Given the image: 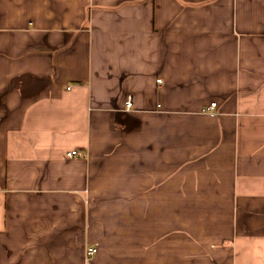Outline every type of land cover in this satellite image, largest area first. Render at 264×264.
Here are the masks:
<instances>
[{
  "label": "crops",
  "instance_id": "0c3cea01",
  "mask_svg": "<svg viewBox=\"0 0 264 264\" xmlns=\"http://www.w3.org/2000/svg\"><path fill=\"white\" fill-rule=\"evenodd\" d=\"M0 264H264V0H0Z\"/></svg>",
  "mask_w": 264,
  "mask_h": 264
},
{
  "label": "built area",
  "instance_id": "2783aa9c",
  "mask_svg": "<svg viewBox=\"0 0 264 264\" xmlns=\"http://www.w3.org/2000/svg\"><path fill=\"white\" fill-rule=\"evenodd\" d=\"M159 83L162 82L161 79H158L157 80ZM69 87L73 88V85H69ZM132 105H133V97L132 96H129L127 101H126V109H130L132 108ZM216 102L212 104V106L210 107L209 109V114L214 116L215 113H214V109L216 108ZM205 111V110H204ZM207 112V111H206ZM80 153L78 150H70V151H67L66 153V156L70 159L78 156ZM97 252V249H94L93 247H88L87 250H86V258H87V261L89 262L91 260V258L96 254Z\"/></svg>",
  "mask_w": 264,
  "mask_h": 264
},
{
  "label": "rangeland",
  "instance_id": "374dc122",
  "mask_svg": "<svg viewBox=\"0 0 264 264\" xmlns=\"http://www.w3.org/2000/svg\"><path fill=\"white\" fill-rule=\"evenodd\" d=\"M125 4H130V3H125ZM75 84V83H74ZM76 85V84H75ZM79 155L78 156H76V157H74L75 159H81V158H83V157H85L86 156V154L84 153V152H81L80 150H79ZM65 159H70V158H68L67 156H66V153H65ZM73 159V158H72ZM87 262V261H86ZM88 263V262H87Z\"/></svg>",
  "mask_w": 264,
  "mask_h": 264
},
{
  "label": "bare ground",
  "instance_id": "6f19581e",
  "mask_svg": "<svg viewBox=\"0 0 264 264\" xmlns=\"http://www.w3.org/2000/svg\"><path fill=\"white\" fill-rule=\"evenodd\" d=\"M94 249H97L96 247L93 246Z\"/></svg>",
  "mask_w": 264,
  "mask_h": 264
},
{
  "label": "trees",
  "instance_id": "16d2710c",
  "mask_svg": "<svg viewBox=\"0 0 264 264\" xmlns=\"http://www.w3.org/2000/svg\"><path fill=\"white\" fill-rule=\"evenodd\" d=\"M73 150H78V149H73ZM66 153H67V151H66Z\"/></svg>",
  "mask_w": 264,
  "mask_h": 264
}]
</instances>
